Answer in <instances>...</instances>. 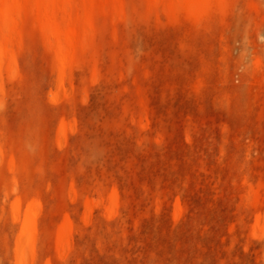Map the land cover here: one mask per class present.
<instances>
[{
    "label": "rangeland",
    "instance_id": "374dc122",
    "mask_svg": "<svg viewBox=\"0 0 264 264\" xmlns=\"http://www.w3.org/2000/svg\"><path fill=\"white\" fill-rule=\"evenodd\" d=\"M0 264H264V0H0Z\"/></svg>",
    "mask_w": 264,
    "mask_h": 264
}]
</instances>
